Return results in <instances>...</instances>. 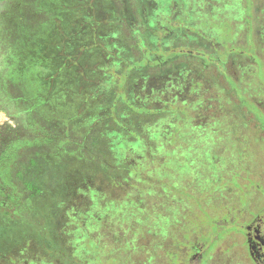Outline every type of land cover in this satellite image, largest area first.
I'll return each mask as SVG.
<instances>
[{"label":"trees","instance_id":"obj_1","mask_svg":"<svg viewBox=\"0 0 264 264\" xmlns=\"http://www.w3.org/2000/svg\"><path fill=\"white\" fill-rule=\"evenodd\" d=\"M110 1L103 18L97 16V4L92 2L90 5L89 12L95 15L90 17L91 28L87 33L92 40L89 44L91 60L102 62L89 68V76L82 72L79 83L82 93L76 88L72 92L61 87L58 81L51 83L42 77L40 74H46L51 66L49 57L44 53L43 58L40 57L39 43L33 47L32 57L41 65L40 73H36L37 70L32 73L37 83L35 100L43 117L54 125L57 134L62 135L54 141L48 136L45 145L28 148L21 158L17 155L23 148H16L13 162H0L2 166H11L9 175L11 172V179L22 188L20 196L12 195L8 199L5 198L8 192L14 194L17 191L10 187L14 181H0V208L7 214L5 221L16 224L25 220L23 214L28 210V214H35L28 215L30 220L40 224L41 210L29 208L27 202L44 206L42 198L57 195L42 190L36 181L33 170L38 164L36 159L59 149L63 154L68 152L81 157L88 154L102 160L95 162L96 170L85 186H76L77 180L74 181L76 188L72 194H67L70 201L60 212L59 221L66 224L65 239L53 243L44 241V264H93L87 243H93L89 237L103 220H115L117 215L126 214L135 219L138 213V216L144 215L140 209L157 198L184 197L183 191L166 177L169 162L185 158L180 153L184 138L194 140L198 132L203 139L213 135L218 138V132L223 131L220 119L231 113L230 101H220L219 88L228 96H231V90L235 95L227 81L231 76L223 68L235 55L227 54L222 62L218 61L215 50L221 45L213 38L218 23H227L225 28L219 26L222 29L231 27L232 22L226 20L231 19V0H113L115 4ZM244 1L251 9L250 17L253 0ZM214 3L226 8L223 16H216L210 10ZM213 16L219 17L215 23ZM201 17L207 20V32L203 31ZM100 24L105 27L100 28ZM232 26L235 28L234 24ZM57 29L60 30L59 26ZM93 42L105 45L107 51L98 53ZM236 43L230 39V46H238ZM84 48L89 50L87 44ZM54 69L53 66L50 71ZM56 73L59 74V68ZM43 78L46 79L44 86L39 82ZM235 83L242 92L239 93L243 96L244 106L237 100L234 118L229 122L233 130L246 127L245 110L250 112V106L254 107L251 96ZM68 107L74 115L76 113L75 118L62 112ZM59 114L67 118V127L54 123L53 117H59ZM191 130H197L196 135H192ZM235 134L231 133V136ZM119 141V148L112 147ZM8 159L10 157L4 158ZM172 206L170 204L172 213L181 215L180 208L176 210ZM102 209L104 213L100 211ZM68 222L73 223L70 226L72 234L67 232ZM35 249L38 247L33 243L28 244L30 264H40L41 258L37 257ZM55 256H61V261H65L57 262Z\"/></svg>","mask_w":264,"mask_h":264},{"label":"rangeland","instance_id":"obj_2","mask_svg":"<svg viewBox=\"0 0 264 264\" xmlns=\"http://www.w3.org/2000/svg\"><path fill=\"white\" fill-rule=\"evenodd\" d=\"M42 2L38 6L32 0V3L28 2L27 5L28 16L31 15L29 19L39 18L35 32L36 36H39L38 53L42 58L43 53L48 56L51 64L49 71L40 75L51 83L59 82L61 87L69 88L72 92L76 88L82 93L83 91L79 89V83L83 78L82 72H87L89 76V68L102 62L100 59L91 60L89 44L92 40L90 41L87 33L91 28L90 17L95 15L90 14V5L92 2L96 3L97 16L103 18L106 15L107 4L110 5L111 1L44 0ZM112 2L116 3L113 0ZM216 5L217 3H214V7L210 10H213L216 16H223L226 8ZM251 7L252 12L249 17L251 9L246 6L244 0H231V19H226L232 22L231 27L222 29L219 26L225 28L224 25L227 23L220 22L213 32L216 44L221 45V48L217 47L215 50L218 61L222 62L227 54L235 55V58L228 60L223 66L226 74L231 76L227 81L230 82L235 95L231 90V96H228L222 88H219L220 101L221 99L230 101L231 113L220 119V128L223 131L218 132V138L213 135L212 138L210 136L208 139H203L199 132L196 135L197 130H191L196 138L194 140L184 138V148L180 153L184 154L185 158L169 162L166 177L169 182L176 184L185 196L169 195L168 199L157 198L149 206L140 209L139 212L144 215L138 216V213L135 219H131L129 214L125 213L124 216L117 215L115 220H103L102 224H99L100 227L89 237L93 243H87V252L93 259V264H197L196 260L192 263L190 260L192 242L197 249L202 246L207 248L205 261L202 264H255L244 245L243 232L239 228L240 220H234L235 226H220L226 222L224 220L226 217H239L238 219L243 221L244 215L247 214L246 210L250 212L251 206L254 208L262 206L259 212L254 214L264 217V181L260 183L263 186L261 188L259 182L252 176L253 173L249 171V167L257 169L258 174L264 179V150L257 149H262V144L264 145V135H262L264 117L258 114L256 108L250 106V112L245 110L244 114L245 128H234L235 131L229 124L234 118L233 110L237 100L241 103L243 101V96L240 94L242 92L239 91L235 81L239 83L245 94L251 96L250 99L255 96L261 97L257 104L264 110V0H253ZM218 18L213 16V23ZM206 23L207 20L202 18L201 26L205 32L208 29ZM58 26L60 30L57 29ZM102 27L105 26L100 24V28ZM82 34L85 37L82 38ZM230 39L239 45L230 46ZM93 43L97 45L98 53L107 51L105 45ZM85 44L88 46V51L84 48ZM77 58L80 60L77 61ZM53 66L55 71H50ZM58 68L59 74L56 73ZM37 72L40 73L41 69ZM30 77L32 78L27 89V97L30 99H26V119L13 118L0 110V162H13L11 159L15 157L16 148H23L17 155L21 158L25 152H28V148L36 144L45 145L48 136L54 141L62 135L57 134L54 125L49 124L39 110L41 107H38L35 100L37 83L32 75ZM39 82L44 86L46 79L43 78ZM221 83L227 87L223 81ZM24 95L26 96V92ZM62 112L67 115L69 113L73 118L76 117V113L74 115L69 107ZM218 114L221 115L219 110ZM53 119L58 126L66 124L67 127L69 124L63 114ZM254 129L263 133L257 136V132H252L255 131ZM64 131L66 132V129ZM231 133L236 134L231 136ZM119 144L121 141L113 144L112 147L119 148ZM8 157L10 159L4 160ZM92 158L88 154L86 157L69 155L68 152L63 154L56 149L36 159L35 162L38 164L33 169L36 181L42 190H49V193H56L57 196L42 198L44 206L34 201L27 202L29 208L41 210V215L38 216L40 224H34L30 220L35 214H28V210L23 214L25 220L8 224L5 221L7 214L0 208V264H30L27 259L31 253L27 250L29 243L38 247L35 249L37 257L41 258L38 262L45 263L42 257L44 241L53 243L58 239H62V242L65 239L63 236L66 233L64 232L66 224L59 221L60 212L63 211V205H68L70 201L67 194H72L76 188L74 181L77 180L76 186H85L86 180L96 170L95 162L102 161ZM10 167L9 164L2 166L0 163L2 183L14 181L11 179L12 173L10 172L9 175L8 172L11 170ZM254 186L261 191L253 188ZM10 187L17 191L14 194L8 192L5 198L7 196L9 199L12 195L20 196L22 188L17 181H14ZM252 189L253 201H251ZM170 204L174 206L173 209L180 208L181 215L174 212L173 214ZM103 210L100 211L104 213ZM134 210L135 208L132 211ZM72 225L73 223L68 222L67 232H71L70 234H72L70 228ZM54 258L60 262L62 257Z\"/></svg>","mask_w":264,"mask_h":264},{"label":"flooded vegetation","instance_id":"obj_3","mask_svg":"<svg viewBox=\"0 0 264 264\" xmlns=\"http://www.w3.org/2000/svg\"><path fill=\"white\" fill-rule=\"evenodd\" d=\"M42 1L44 0H34L38 6L43 3ZM28 2L32 3V0H0V110L13 118L24 120L27 113L26 99H30V97H27L28 84L31 83L30 79L32 78L30 76L32 72L39 70L41 66L40 63L35 62L31 53L33 47L39 43V36H36L37 33H35L39 25V18L37 20L29 19L31 15L28 16ZM25 92L26 96L24 95ZM260 99L261 97L258 96L252 97L251 102L264 116V110H262L261 105L257 104ZM262 129L264 130V128ZM254 130L252 132H257V136L263 133V131ZM257 149L264 150V145L262 144V149ZM249 171L253 173L252 176L259 184L264 181L262 175L258 174L257 169L249 167ZM260 185L262 188V184ZM253 188L261 191L260 188L255 186ZM252 193L253 189L251 201H253ZM261 208L262 206L258 208L251 206V213L246 210L247 214L244 215L243 221L238 219L239 217L232 216L230 218L226 217L224 219L226 222L219 223L220 226H235L234 220H240L239 228L243 232L244 245L250 259L255 264H264V217H260L257 213L254 214L259 212ZM192 243H190L192 244L190 247L192 253L191 263L196 260L197 264H202L205 261L207 248L202 246V248L197 249L194 242Z\"/></svg>","mask_w":264,"mask_h":264}]
</instances>
